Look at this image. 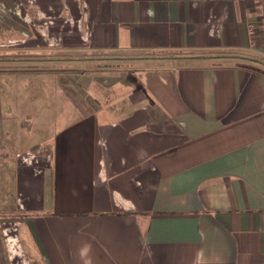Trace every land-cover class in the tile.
<instances>
[{
	"label": "crops",
	"instance_id": "crops-1",
	"mask_svg": "<svg viewBox=\"0 0 264 264\" xmlns=\"http://www.w3.org/2000/svg\"><path fill=\"white\" fill-rule=\"evenodd\" d=\"M262 12L0 0V43H24L7 45L9 76L76 81L55 82L70 104L53 145L22 125L0 142V264H264V47L248 35Z\"/></svg>",
	"mask_w": 264,
	"mask_h": 264
},
{
	"label": "rangeland",
	"instance_id": "rangeland-1",
	"mask_svg": "<svg viewBox=\"0 0 264 264\" xmlns=\"http://www.w3.org/2000/svg\"><path fill=\"white\" fill-rule=\"evenodd\" d=\"M6 28L7 26H0V34H3ZM0 41H2V39H0ZM23 44L22 42H16L15 44L0 43V66L3 67L0 68V70L6 72H1L0 74V142L1 145L5 147L12 145L18 146L20 138L17 137V134L23 130V126L25 134L29 136L35 134L33 137H36V135L39 137V142L36 143H40L43 139H46L45 144L51 146L55 140L54 135L57 126L55 119L60 111L67 109V104H70L69 102H60L62 85L56 83H59L63 76H67L72 83L76 81L72 80V75L74 74H66L67 71L57 72L56 75L48 77L49 79L47 82L43 81V79H38L36 80L37 84L27 83L25 76L11 78L7 72L8 67L6 66H10L9 64L15 60H12L10 56L13 55L7 52V45L12 48V46L17 45L19 47L23 46ZM99 74H103L102 71H100ZM41 82L46 85L39 86ZM31 87H33L32 90H30ZM63 92V97H67L69 100L82 98L81 95H78L77 91L64 90ZM83 93L82 91L81 94ZM83 97L85 98L86 96ZM27 117L35 121L32 128L26 126ZM35 150V147L32 148L33 154L30 155L31 157H34ZM6 224H12V226H14V222L11 221Z\"/></svg>",
	"mask_w": 264,
	"mask_h": 264
},
{
	"label": "built area",
	"instance_id": "built-area-1",
	"mask_svg": "<svg viewBox=\"0 0 264 264\" xmlns=\"http://www.w3.org/2000/svg\"><path fill=\"white\" fill-rule=\"evenodd\" d=\"M248 35L250 46L255 47L260 40L264 47V12L259 14L256 25L253 23L248 25ZM12 240V243L15 242L14 238Z\"/></svg>",
	"mask_w": 264,
	"mask_h": 264
}]
</instances>
